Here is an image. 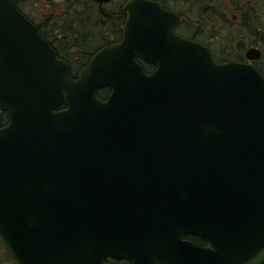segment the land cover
Instances as JSON below:
<instances>
[{
	"label": "water",
	"instance_id": "water-1",
	"mask_svg": "<svg viewBox=\"0 0 264 264\" xmlns=\"http://www.w3.org/2000/svg\"><path fill=\"white\" fill-rule=\"evenodd\" d=\"M124 11L74 78L0 0L1 246L20 264H264L261 50L219 63L159 1Z\"/></svg>",
	"mask_w": 264,
	"mask_h": 264
},
{
	"label": "trees",
	"instance_id": "trees-1",
	"mask_svg": "<svg viewBox=\"0 0 264 264\" xmlns=\"http://www.w3.org/2000/svg\"><path fill=\"white\" fill-rule=\"evenodd\" d=\"M159 1L181 14L182 34L209 45L218 62L244 61L245 50L254 46L262 50L261 59L254 63L264 72V0ZM16 3L60 56L75 66H83L99 48L118 41L126 17L124 0L106 4L105 14L96 0H16ZM26 3L32 7L30 14L23 8ZM108 91L100 90L99 96L103 98ZM1 121L7 123V113L1 114ZM191 237L198 244H206L201 237Z\"/></svg>",
	"mask_w": 264,
	"mask_h": 264
},
{
	"label": "rangeland",
	"instance_id": "rangeland-1",
	"mask_svg": "<svg viewBox=\"0 0 264 264\" xmlns=\"http://www.w3.org/2000/svg\"><path fill=\"white\" fill-rule=\"evenodd\" d=\"M30 4L26 3L24 4L23 8L27 13L30 14V11H32V7ZM0 264H16L13 262L8 255L5 253V251L0 247Z\"/></svg>",
	"mask_w": 264,
	"mask_h": 264
},
{
	"label": "flooded vegetation",
	"instance_id": "flooded-vegetation-1",
	"mask_svg": "<svg viewBox=\"0 0 264 264\" xmlns=\"http://www.w3.org/2000/svg\"><path fill=\"white\" fill-rule=\"evenodd\" d=\"M177 33L180 34V26H178V28H177ZM140 63L142 64L145 72L148 73V74L153 73L156 70V68H157L156 65H154V64H148V63H146L144 61H141ZM81 67H82V65H79L76 68H81ZM71 69H72V66H71ZM74 77H76L75 74H74ZM185 239L192 240V237L191 236H186Z\"/></svg>",
	"mask_w": 264,
	"mask_h": 264
}]
</instances>
